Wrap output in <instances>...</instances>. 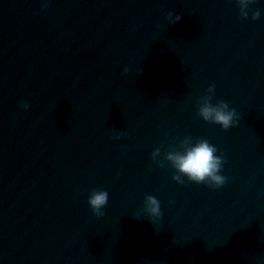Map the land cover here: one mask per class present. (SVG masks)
Listing matches in <instances>:
<instances>
[{"label": "clouds", "instance_id": "clouds-1", "mask_svg": "<svg viewBox=\"0 0 264 264\" xmlns=\"http://www.w3.org/2000/svg\"><path fill=\"white\" fill-rule=\"evenodd\" d=\"M234 3L239 11L241 20L252 21L259 20L261 17L260 8L250 7L257 3V0H234ZM51 4V0H44L41 10H46ZM181 15L168 12L165 19L168 22V27H171L181 20ZM163 52V49L161 50ZM130 69L125 67L122 75H127ZM215 83L209 84L206 89V94L198 97L196 100L197 115L205 122L219 125L224 131L236 127L239 124L240 117L236 108L230 107V102L226 100H217L212 102L215 94ZM19 107L23 110L29 108L27 102L21 101ZM108 135L113 140H119L128 135L126 132H117L111 130ZM217 147L209 142L206 138H200L193 141V138L188 136L179 142L172 150H168L161 156L160 148H156L151 153V159L160 168L171 167L174 174L171 179L179 185L187 182L195 184H203L211 189H220L228 182V177L222 175L225 156L223 153L217 155ZM109 194L101 188H92L88 196V206L97 219H102L106 216L104 209L108 205ZM143 211L147 213L148 220L151 223H159L163 213L161 211V202L154 195L145 194ZM135 219H141L139 213H134Z\"/></svg>", "mask_w": 264, "mask_h": 264}]
</instances>
